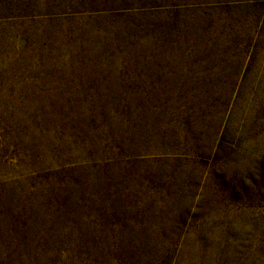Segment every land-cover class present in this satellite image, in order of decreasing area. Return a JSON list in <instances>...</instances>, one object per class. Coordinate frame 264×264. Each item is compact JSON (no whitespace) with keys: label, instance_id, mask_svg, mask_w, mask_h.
<instances>
[{"label":"rangeland","instance_id":"1","mask_svg":"<svg viewBox=\"0 0 264 264\" xmlns=\"http://www.w3.org/2000/svg\"><path fill=\"white\" fill-rule=\"evenodd\" d=\"M0 264H264V0H0Z\"/></svg>","mask_w":264,"mask_h":264}]
</instances>
